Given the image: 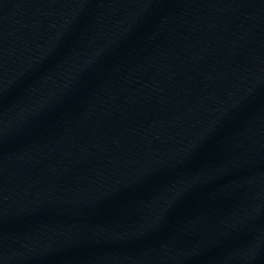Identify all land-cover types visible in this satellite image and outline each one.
<instances>
[{
    "label": "water",
    "instance_id": "water-1",
    "mask_svg": "<svg viewBox=\"0 0 264 264\" xmlns=\"http://www.w3.org/2000/svg\"><path fill=\"white\" fill-rule=\"evenodd\" d=\"M0 264H264V0H0Z\"/></svg>",
    "mask_w": 264,
    "mask_h": 264
}]
</instances>
